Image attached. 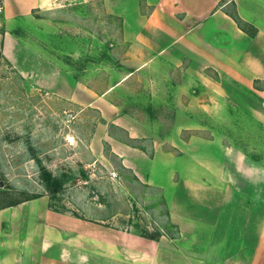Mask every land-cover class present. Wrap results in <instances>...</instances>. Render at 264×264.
I'll list each match as a JSON object with an SVG mask.
<instances>
[{
  "label": "rangeland",
  "instance_id": "374dc122",
  "mask_svg": "<svg viewBox=\"0 0 264 264\" xmlns=\"http://www.w3.org/2000/svg\"><path fill=\"white\" fill-rule=\"evenodd\" d=\"M144 1L126 7L112 0H38L30 9L4 4L0 201L43 196L49 209L91 229L173 234V182L200 177L193 163L204 160L194 151L218 155L216 144L237 146L264 164V82L249 89L228 81L218 98L204 89L191 97L188 86L200 81L167 59L136 72L150 55L136 37ZM128 123L137 134L146 129L160 137L157 155L152 136L127 138ZM110 137L144 148L156 158V170L137 177L111 149ZM138 153L134 148L129 155L138 160ZM43 169L61 182L59 190L46 189Z\"/></svg>",
  "mask_w": 264,
  "mask_h": 264
},
{
  "label": "crops",
  "instance_id": "0c3cea01",
  "mask_svg": "<svg viewBox=\"0 0 264 264\" xmlns=\"http://www.w3.org/2000/svg\"><path fill=\"white\" fill-rule=\"evenodd\" d=\"M3 1L16 2L20 9L38 2ZM113 1L122 7L131 3ZM145 1L136 37L150 55L136 72L147 73L146 67L167 59L200 81L188 86L191 97L192 91L204 89L218 98L228 81L249 89L264 82V0ZM208 100L204 107L212 104ZM123 127L128 139L152 136L157 155L160 137L146 129L137 134L130 123ZM110 138L111 149L137 177L156 170V158H149L144 148ZM216 147L218 155L206 149L193 152L204 160L193 163L199 178L173 182L168 218L178 226L177 236L91 229L76 216L49 209L42 196L0 208V264H264V164L237 146ZM134 148L138 160L129 155Z\"/></svg>",
  "mask_w": 264,
  "mask_h": 264
},
{
  "label": "trees",
  "instance_id": "16d2710c",
  "mask_svg": "<svg viewBox=\"0 0 264 264\" xmlns=\"http://www.w3.org/2000/svg\"><path fill=\"white\" fill-rule=\"evenodd\" d=\"M41 175H42V179L45 181V187L48 191H57L61 188V185H62L61 182L57 178L53 177L49 171L43 169L41 170ZM28 198L30 197H26L22 199L17 198V199L0 201V208L9 206V205H14ZM172 225L174 226V228L176 227L175 232L173 234H168V235L171 237H175L179 234V229L177 228L175 224H172ZM161 234L162 232L158 231L155 235H144V236H147L149 238H158Z\"/></svg>",
  "mask_w": 264,
  "mask_h": 264
},
{
  "label": "built area",
  "instance_id": "2783aa9c",
  "mask_svg": "<svg viewBox=\"0 0 264 264\" xmlns=\"http://www.w3.org/2000/svg\"><path fill=\"white\" fill-rule=\"evenodd\" d=\"M3 10H4V2L3 0H0V15L2 14Z\"/></svg>",
  "mask_w": 264,
  "mask_h": 264
}]
</instances>
